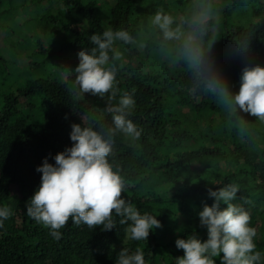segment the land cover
<instances>
[{
	"label": "trees",
	"instance_id": "16d2710c",
	"mask_svg": "<svg viewBox=\"0 0 264 264\" xmlns=\"http://www.w3.org/2000/svg\"><path fill=\"white\" fill-rule=\"evenodd\" d=\"M161 1L0 0V207L12 213L0 227V264H115L124 247L143 251L146 264H176L184 255L178 237L207 240L199 212L214 202L208 188L229 183L239 185L232 203L249 212L264 257V122L242 111L229 114L205 87L211 76L236 93L246 66H264V0H168L164 7ZM205 5L214 14L196 41L198 55L185 56L182 38L173 40L182 60L169 58L164 50L172 41H163L152 17L169 14L173 28L188 34ZM108 29L127 30L136 43L116 45L122 54L115 61L116 96L100 98L79 91L74 70L78 53L94 47L90 36ZM17 59L31 69L51 61L58 68L54 77L27 78L7 90ZM125 95L135 99L130 118L142 134L135 142L117 135L109 160L126 181L122 197L162 226L134 241L126 240L120 217L111 231L70 218L56 241L26 213L41 184L36 169L72 146L73 124L107 134L106 109Z\"/></svg>",
	"mask_w": 264,
	"mask_h": 264
},
{
	"label": "clouds",
	"instance_id": "9594fccd",
	"mask_svg": "<svg viewBox=\"0 0 264 264\" xmlns=\"http://www.w3.org/2000/svg\"><path fill=\"white\" fill-rule=\"evenodd\" d=\"M211 16V7L202 6L190 27L193 31L183 37V51L186 57L198 55L196 41L201 38ZM164 42L181 40L182 34L173 28L174 18L162 11L151 20ZM94 47L78 53L79 65L75 68V84L79 91L104 98L114 88L116 76L115 61L122 59L118 43L133 45L136 38L127 30L108 29L102 34L90 36ZM205 87L217 98L229 114L248 113L264 122V66H246L240 78L239 91L233 93L217 78L208 77ZM135 106L131 95L120 98L118 105L107 107L111 114V127L107 134L90 126L73 124L70 132L71 147L54 156L55 163L47 157L37 167L42 173L41 184L26 204V213L36 223L49 229V234L59 241L61 229L71 218L72 223L87 225L91 229L101 227L111 231L116 227L115 217L120 224H127L126 240H148L153 229L161 227L157 216L141 214L130 200L122 197L127 184L120 171L114 168L109 158L114 155L115 137L122 134L130 141H138L142 130L130 118ZM238 184L229 183L223 187L208 188L211 205L204 203L199 212L200 225L207 229V240L197 235L177 238V249L183 250L182 257L175 258L176 264H264V257L257 251V230L250 226L251 216L242 206L232 203L237 198ZM222 205L226 207L222 208ZM12 215L7 207H0V227ZM130 222V223H129ZM115 264H146L144 252L137 249L130 252L123 248Z\"/></svg>",
	"mask_w": 264,
	"mask_h": 264
},
{
	"label": "rangeland",
	"instance_id": "374dc122",
	"mask_svg": "<svg viewBox=\"0 0 264 264\" xmlns=\"http://www.w3.org/2000/svg\"><path fill=\"white\" fill-rule=\"evenodd\" d=\"M167 1L168 0H162L161 1V6L164 7V5H165V3ZM196 5H197L196 7H198L200 5V2L196 1ZM246 10H248V8H246ZM171 11L173 12L174 15L178 14V12L176 10L175 11L171 10ZM211 13L214 14L212 9H211ZM250 14L253 15L252 13H250ZM180 28L182 29V33L181 34H182V38H183L187 34H186L185 29L182 28V26H180ZM169 45L172 48L171 49L170 48L165 49L164 50L165 54L171 59L181 61L182 57H183V52L180 51L178 42L174 43L172 41V42H169ZM24 55H26V53H23V55L20 56V58L25 59L26 56H24ZM15 63L13 64L14 71L10 74V76L8 78V85L9 86L7 87L8 88L7 90L13 89L15 86L23 84L24 81L27 78H37V77H40V76L54 77L55 74H54L53 70L58 68V65L54 61L50 62V64H49L50 66H47L46 68H44V67L43 68H39V69H31L29 67H26L25 66L26 62L23 63L22 59H17V62H15ZM19 66H20V68H19ZM15 67H18V68H15ZM4 88L5 87L0 85V90H3Z\"/></svg>",
	"mask_w": 264,
	"mask_h": 264
}]
</instances>
